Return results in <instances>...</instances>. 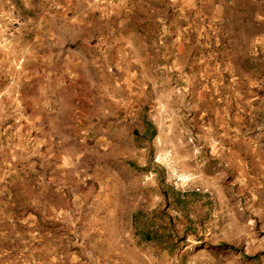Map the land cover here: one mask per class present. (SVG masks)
I'll return each instance as SVG.
<instances>
[{
  "label": "rangeland",
  "instance_id": "1",
  "mask_svg": "<svg viewBox=\"0 0 264 264\" xmlns=\"http://www.w3.org/2000/svg\"><path fill=\"white\" fill-rule=\"evenodd\" d=\"M263 51L264 0H0V264H264Z\"/></svg>",
  "mask_w": 264,
  "mask_h": 264
},
{
  "label": "crops",
  "instance_id": "2",
  "mask_svg": "<svg viewBox=\"0 0 264 264\" xmlns=\"http://www.w3.org/2000/svg\"><path fill=\"white\" fill-rule=\"evenodd\" d=\"M262 53H263L262 56H264V51H263ZM263 63H264V62H263ZM262 67H263V66H262ZM249 70H256V68H255V67H253V68L250 67ZM261 71H264V69L261 68ZM262 78L264 79V77H262Z\"/></svg>",
  "mask_w": 264,
  "mask_h": 264
}]
</instances>
